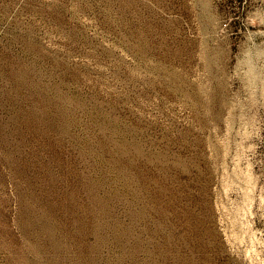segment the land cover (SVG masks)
I'll return each instance as SVG.
<instances>
[{
	"label": "rangeland",
	"instance_id": "374dc122",
	"mask_svg": "<svg viewBox=\"0 0 264 264\" xmlns=\"http://www.w3.org/2000/svg\"><path fill=\"white\" fill-rule=\"evenodd\" d=\"M0 264H264V0H0Z\"/></svg>",
	"mask_w": 264,
	"mask_h": 264
}]
</instances>
